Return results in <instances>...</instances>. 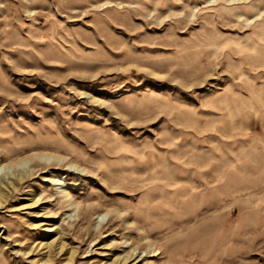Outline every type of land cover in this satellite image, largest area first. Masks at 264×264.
Masks as SVG:
<instances>
[{
	"label": "rangeland",
	"instance_id": "374dc122",
	"mask_svg": "<svg viewBox=\"0 0 264 264\" xmlns=\"http://www.w3.org/2000/svg\"><path fill=\"white\" fill-rule=\"evenodd\" d=\"M0 264H264V0H0Z\"/></svg>",
	"mask_w": 264,
	"mask_h": 264
}]
</instances>
